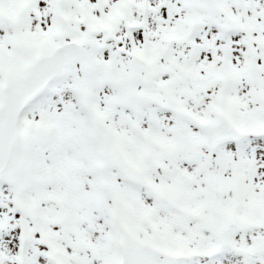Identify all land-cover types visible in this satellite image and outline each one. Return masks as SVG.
<instances>
[{"label":"snow or ice","instance_id":"obj_1","mask_svg":"<svg viewBox=\"0 0 264 264\" xmlns=\"http://www.w3.org/2000/svg\"><path fill=\"white\" fill-rule=\"evenodd\" d=\"M0 264H264V0H0Z\"/></svg>","mask_w":264,"mask_h":264}]
</instances>
